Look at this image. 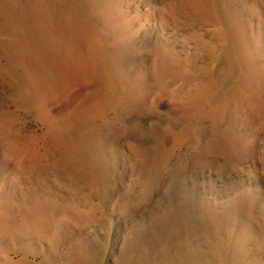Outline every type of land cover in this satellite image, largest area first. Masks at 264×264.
Returning a JSON list of instances; mask_svg holds the SVG:
<instances>
[{"label": "rangeland", "instance_id": "obj_1", "mask_svg": "<svg viewBox=\"0 0 264 264\" xmlns=\"http://www.w3.org/2000/svg\"><path fill=\"white\" fill-rule=\"evenodd\" d=\"M0 264H264V0H0Z\"/></svg>", "mask_w": 264, "mask_h": 264}]
</instances>
